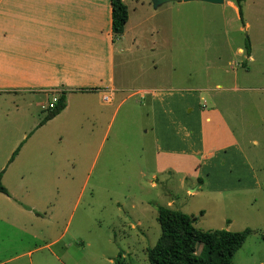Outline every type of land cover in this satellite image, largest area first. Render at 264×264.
I'll return each instance as SVG.
<instances>
[{
	"label": "rangeland",
	"instance_id": "rangeland-1",
	"mask_svg": "<svg viewBox=\"0 0 264 264\" xmlns=\"http://www.w3.org/2000/svg\"><path fill=\"white\" fill-rule=\"evenodd\" d=\"M249 2L245 27L224 3H163L154 22L163 26L167 49L154 68L142 50L115 56L116 80L127 90L116 95L114 102L123 100L109 121L110 107L90 94L78 107L99 116L56 119L20 142L7 167L14 171L1 182L20 211L0 220V264H147L146 249L159 234L156 205L191 215L199 230L250 228L230 264H264V13L262 0ZM245 38L248 64L236 53ZM145 87H157L165 101L153 104L144 92L125 96ZM42 101L34 109L41 119L49 99ZM195 101L218 109L237 141L198 167V155L171 152L177 141L199 147L176 135L188 122L182 116L192 123L198 114ZM161 116L169 124H157ZM7 117L12 124L20 115L10 110ZM6 147L0 144V161Z\"/></svg>",
	"mask_w": 264,
	"mask_h": 264
},
{
	"label": "crops",
	"instance_id": "crops-1",
	"mask_svg": "<svg viewBox=\"0 0 264 264\" xmlns=\"http://www.w3.org/2000/svg\"><path fill=\"white\" fill-rule=\"evenodd\" d=\"M121 1L126 7L127 18L122 32L114 35L110 29L109 0H0V144L8 145L0 161V170L3 168L2 183L6 171H14L7 167L13 165L17 159L21 145L13 159L7 163L11 152L22 140L25 141L32 131L60 118V124H68L75 121L77 113H81L86 121L89 117L94 119L95 114L99 116L98 113L102 111L81 112L84 107H78L83 106L82 103L79 105V102L87 103L86 95H96L99 104L110 107L107 108L108 121L112 118L123 100L122 98L114 102L116 95L122 90H127L116 80L115 56L122 52L127 54L142 50L146 56L152 58V67L157 65L159 56H162L168 45L163 36V26L154 22L159 6L152 8L149 0ZM248 1L255 0H246ZM263 2L261 11L264 13ZM222 3L237 13L231 0H223ZM244 6L245 0L241 4L242 15ZM239 21L242 22V27L248 25L244 18ZM236 53L241 59L245 55L244 48L237 47ZM251 53L250 45L249 55H245L247 64ZM240 59L229 61L230 65L236 64ZM220 87L219 83L215 84V88ZM156 88H137L125 96L134 93H140L142 96L144 92L151 94L153 104L161 105L165 100ZM63 90L64 107L38 125L41 118L38 114L35 115V107L41 109L43 97L49 99L48 104ZM103 95H107V101L101 100ZM73 96L76 99V107L70 111L74 107L71 101ZM202 102L205 104L204 99ZM195 103L199 108L200 104L196 101ZM88 107L89 105L86 109ZM10 110L20 115V118L13 119L12 124H8L7 115ZM192 110L193 107L188 108L186 113H194ZM162 112L166 113L165 109H162ZM196 112L192 123L189 121V115L182 116L184 121L188 122L181 121V124H178L181 128L176 131V135L186 139L193 138L197 145L199 144L198 149L186 150L184 145L177 141L175 149H171V152L188 151L198 155L200 159H194L198 167L199 162L219 156L216 155L217 152L223 153L226 149L233 148L237 141L226 117L218 109L212 105H204L198 109V114ZM159 120L161 121L157 124H169L167 119L162 120V116ZM171 124L173 125L172 122ZM181 130L184 132L181 133ZM179 145L182 147L177 148ZM20 174L21 172H14L15 176L20 177ZM7 192V195L0 193V220L7 218L10 210L20 211L16 208L17 204H14L15 201L19 202L18 199L9 189ZM25 209L27 212L33 210L31 207Z\"/></svg>",
	"mask_w": 264,
	"mask_h": 264
},
{
	"label": "trees",
	"instance_id": "trees-1",
	"mask_svg": "<svg viewBox=\"0 0 264 264\" xmlns=\"http://www.w3.org/2000/svg\"><path fill=\"white\" fill-rule=\"evenodd\" d=\"M237 9L241 20L243 0H231ZM110 4V29L112 34L122 32L127 18V10L121 0H109ZM244 53L249 55L250 45L247 38L243 43ZM65 104V91L55 97L51 108H48L43 118L44 121L56 115ZM20 143L11 152L7 163L10 162ZM3 168L0 170V193L8 194L1 183ZM156 220L159 234L154 243L146 249L147 264H230L232 255L242 245L250 232V228L230 231L227 229L199 230L192 225L194 218L179 210H174L166 205H156ZM200 250L196 252V246Z\"/></svg>",
	"mask_w": 264,
	"mask_h": 264
},
{
	"label": "water",
	"instance_id": "water-1",
	"mask_svg": "<svg viewBox=\"0 0 264 264\" xmlns=\"http://www.w3.org/2000/svg\"><path fill=\"white\" fill-rule=\"evenodd\" d=\"M151 3L152 8H156L160 6L163 3L169 2V1H175V2H187V1H202V2H208L213 4H220L223 0H149Z\"/></svg>",
	"mask_w": 264,
	"mask_h": 264
},
{
	"label": "built area",
	"instance_id": "built-area-1",
	"mask_svg": "<svg viewBox=\"0 0 264 264\" xmlns=\"http://www.w3.org/2000/svg\"><path fill=\"white\" fill-rule=\"evenodd\" d=\"M54 100H55V98H53V100H52L50 103L47 104V107H48V108H51V107H52V104H53ZM101 100H102V101H107V100H108L107 95H103V96H101Z\"/></svg>",
	"mask_w": 264,
	"mask_h": 264
}]
</instances>
